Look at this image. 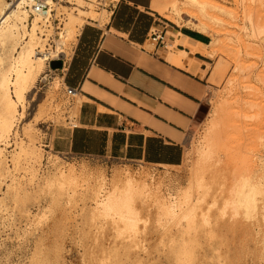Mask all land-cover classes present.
<instances>
[{"label": "bare ground", "instance_id": "bare-ground-1", "mask_svg": "<svg viewBox=\"0 0 264 264\" xmlns=\"http://www.w3.org/2000/svg\"><path fill=\"white\" fill-rule=\"evenodd\" d=\"M63 1L67 5L56 2L52 3L47 11H42L28 7L24 0H15L11 3L6 0H0V188L5 178L9 180V183L5 185L6 191L0 197V211L2 212L4 210L5 212L6 207H8L6 204L10 200L11 205H14L12 207L10 206V209L13 210V208H15L14 210H17L20 215L19 217L22 218L29 217V213L27 209L20 208L18 203H22L23 200H25L23 199L24 197L28 198L27 193L30 192L26 193V188L33 182V179L35 180L36 168L34 169V167H36L35 164L40 162L41 152L39 150L40 147L38 149L37 139L33 132L34 124L32 125L30 124L31 122L26 121L21 128H18V130L21 129L20 133H22V137L18 136L19 134L17 133L16 127L18 123L23 121L22 119L24 118L25 110L29 103V93H32V90L35 89V83L47 63V50L49 48H47L48 44L46 41L53 32L51 20L55 19V17H59L56 18L58 20L61 19L60 15L65 11V18L62 19V21L60 20L62 22V27L55 28L59 29V31L57 30L56 32L58 36L56 39V48L54 51L50 52V55L58 56L59 53H63L65 56L67 54L69 42L76 39V35L79 33V29L85 19L92 22L91 20L95 21V19L99 17V19L107 21L109 17V12L107 10L103 9V12L100 14L91 8L92 2H96V0ZM117 1L118 0H111L108 5L111 4V7H114ZM252 1L255 7L253 5L251 6L253 8H248L245 12L248 26L242 28L246 36L259 39L264 43V0ZM56 5H59L64 11L62 10V12L59 13L60 8ZM148 5H151L150 2H148ZM151 6L157 14L173 24L185 26L207 36L208 34L211 36L209 43L201 44L189 41L179 30L172 32L169 36V42L166 43V48H168V50L163 54L164 59L169 62V64L184 68L193 75H198L199 61L192 57L195 50H199L203 56L213 59L217 55L219 48L224 47L222 46V39L218 37L220 33L219 27L224 24V17L231 18L232 15L231 11L225 6L217 4L213 0H168L162 4H152ZM236 39H238V36H236ZM228 41L232 42L231 39H228ZM240 41L244 43L241 44L244 47L246 46V49L254 44L247 43L248 47L241 38L236 42ZM72 42H74V40ZM179 44L185 47L188 46L190 48L189 53L177 48L176 46ZM225 46L227 45L225 44ZM252 49H254V47ZM221 51L219 52L221 53ZM223 69L222 63L219 60L211 69L210 76L212 78H209L213 79L214 76H217L216 74L222 73ZM204 76L205 72H201L199 77L202 78ZM57 79L50 84L53 89H56L58 86L59 80ZM232 80V78H229L227 81L228 84L226 88L214 103L215 106L212 111V117L210 120L208 119L209 121L207 120V125L205 124L206 127L203 129V135L200 136L196 144L193 145L192 151L195 155L193 156L195 157V161L194 163L191 161L193 167L192 169L190 168L191 171H189L190 173L188 174L190 175L188 176L189 184L186 188L184 187L185 189L182 188L183 190H178L175 193L168 192L167 195H162L160 192L161 190H159V186L162 185H160L161 182L159 180L160 183L154 182V179L151 176L149 177V173L144 174V172H139L137 174L132 173L129 169H123L113 173L110 180L108 179L109 182H107L105 178L106 175L104 176L103 173L104 171L101 173V171L98 170V173H95L96 175H92L91 173L93 171H91L90 174L84 172L85 170L77 171V167L75 168L72 164L68 167L65 166L64 168L67 167L66 169H62V167L56 168L57 170L54 174L44 177L43 184L46 186L49 185V187L55 185L56 188L54 189H56V194L54 191L53 194L65 195L67 201H69L71 196L73 197V195H75V192H83L82 196H87L91 200V202L89 200L91 204L88 207L91 216H88H90V218L96 217V219L101 217L105 220L108 219V221L106 220L107 227H105L104 230L108 232L113 230L117 236H125L126 233L131 237L129 238L126 235V238L135 239L134 237H136L138 233L140 211L146 210L153 205L156 207L157 214L155 218L157 222L155 227L157 226V228L154 230L158 229L157 231L160 230L161 232L159 234L165 235V230L167 228L166 223L170 222L173 223V226L181 229L187 234H192L191 237L194 238L199 236V232L196 230L197 222L195 217L197 216V204L201 201V195H199L200 193H197L196 190L206 185V183L204 184L205 175L221 174L223 175V183L225 182L224 184L222 183V193L226 191V194L224 193L221 197V206L216 215L218 218L215 219L213 226H216L219 230L228 226L229 229H232L231 231H234L233 229L243 228L244 230L240 232L243 231L242 233L248 235L251 231L252 234L249 236L251 239H255L254 236L258 235L259 238L261 237L260 240H256L254 241L255 243H253L257 244L260 242V246L257 245L259 246L258 252L250 251L246 253L250 254L249 256L252 255L251 253H253V256L254 254H259L260 259L264 258V161H259L258 168L251 167L245 158L239 156L238 153H235V151L231 152L224 148V146H227L228 148H226L229 149L231 146L230 148L233 149V143H231V141L227 144L229 139L226 140L227 145H225V143H223L224 145L222 144V142L225 141L224 138L226 135L229 137L231 130L235 132L237 130L236 126L239 128V125H241H237L236 123V117L239 115H236L238 111L234 109V106L237 104L234 100L237 96L234 97V99H231L232 96H230L233 93L232 88L234 86ZM178 84L183 85L180 82ZM183 86L189 92L200 96L202 87L198 83L188 80ZM246 101L247 100H245V102ZM248 102L249 100L247 103ZM247 105H249V107L251 105L252 108H255L252 104ZM238 132H240V130L236 131V134ZM233 138L231 140H233ZM12 145L14 147L8 151L7 147H11ZM224 150L227 154L228 152L226 151L231 152L229 153L230 156L227 155L229 157L225 156ZM233 152L235 154H232ZM222 156H225L227 159L225 160L224 158V162H228L223 168L221 167L222 165H219ZM193 157L191 156V158ZM21 170L22 172L24 171L23 174L25 173L28 177L24 184L20 182L21 179L18 180L19 178L17 179V176L15 177V172L19 173ZM23 179L25 180L26 177ZM46 186L45 188L48 187ZM49 187L47 189H49ZM52 190V188L51 191L48 190L50 194ZM192 190H195L194 192L199 195L198 197L196 196V200L192 197ZM207 190L206 188V191ZM203 191L205 190L203 189ZM53 194H51L52 196L50 197H54ZM84 198L85 197H83V199ZM53 199H55V197ZM7 200L8 202L6 203ZM22 205L23 204H21V206ZM24 205L22 206L23 208H25ZM210 206L212 205L210 204ZM48 209L51 210L52 208ZM207 212H202L200 214V219H202L204 224L209 223ZM225 215L227 216L226 219H224L226 217ZM38 217L37 222H40L45 219V213H41ZM249 228L250 230L248 231ZM204 231L206 232L205 235L211 236L214 230L212 228L206 230L201 229V232ZM181 238V242L178 244V246H181L178 249L176 246L165 249V259L169 260V258L172 259L173 257V262L176 264H197V261L201 262L202 258L198 255H196L198 256L196 257L192 247L188 246L186 239L183 237ZM41 242V238L37 239L34 246L35 248L32 250L31 256L28 257V264H50L53 255L51 258L47 256L46 248L43 249L45 250L43 252ZM120 247H114L112 255L106 256L107 259L109 258V263L127 264L132 259L134 261L138 260L141 264L142 262L144 263L141 254L138 252L136 254V251H134L135 253H133L136 255L131 258L129 257V249L126 250V247L125 249H121L123 246ZM254 248H256V246ZM58 249L59 248H57V250L55 249L56 253L54 252V258L56 259L58 258L56 255H59L61 252L58 253ZM246 249L245 247V250ZM132 250L130 249V251ZM226 251L229 252V249ZM145 253L143 254L145 255ZM195 257L197 258L196 262H194V260H196ZM104 258L105 257H103V260H105ZM57 261H59V259ZM200 264H202V262Z\"/></svg>", "mask_w": 264, "mask_h": 264}, {"label": "rangeland", "instance_id": "rangeland-1", "mask_svg": "<svg viewBox=\"0 0 264 264\" xmlns=\"http://www.w3.org/2000/svg\"><path fill=\"white\" fill-rule=\"evenodd\" d=\"M99 1H102V3L104 2V5H108L111 0ZM213 1H215L217 4L225 6L232 13L231 18L224 17V24L219 27L220 33L218 34V37L222 39L223 44H220H222V46H224L225 48L220 47L219 51L222 50L221 53L218 51L215 58H207V62H203V65L205 66V70L203 72H205V75H208L206 81L207 83L212 85V87L205 88L207 91V95L203 101V105L201 106L195 122L193 123L187 134L183 162L179 166H164L162 168L146 165L143 163H105L95 158H67L65 157V155L57 153L52 149L51 144H49V138L52 137V130L56 129L58 126H71L74 123V121L72 120V109H68L67 107L69 99L64 93L62 69L66 61L70 57L71 49L73 43L75 42V39H73L74 42H72L73 40L69 42L67 54L65 56L63 53H59L58 56L50 55V52L54 51L56 48V39L58 38L56 32L57 30L59 31V29L55 28L62 27L61 21L66 16V14L64 13L65 11L61 7H59V5H56L60 8L59 13H61L62 10L64 12H62V14L60 15L61 19L58 20L56 18L59 17H55V19L51 20V24L53 26L52 33L54 34L51 33V36H49L46 41V43L48 44L47 48H49L47 50V63L45 68L43 69V72L41 73L40 77H38L37 82L35 83V89L32 90V93H29V103L26 107L25 115L22 119L23 121H21V123H18L16 127L17 133L19 134L18 136L22 137L23 135L22 133H20L21 129L18 130V128H21L26 121L31 122L30 124L32 125L34 124L33 132L35 133L37 139L38 149L40 147L39 150L41 152L40 162L35 164L36 167H34V169L36 168L35 180L33 179V184L31 183L30 185H28L29 187L27 186L28 189L26 188V193L30 192L27 193L29 199L27 197H22L25 200H23L22 203H18L20 208L27 209L29 217H19L20 215L18 214L17 210H14L15 208H13L14 212L10 209L12 206H14L11 205V201H6V203L8 202L6 204L8 207H6L5 212L4 210L2 211L4 213L0 211L2 213H0V219H3L0 220V264H28V257L31 256V252L35 248L34 246L37 239L39 238H41L42 241V250L46 248L45 250L47 256H49L50 258L52 257V255V258L55 257V249L57 250V248H59L58 253L61 251L59 255H56L58 257L57 259L54 258V260L51 258L50 264H113L109 263V258L107 259L106 256L112 255V251L114 250L113 248H116V246H123L122 248L120 247L121 249H125V247L126 250L129 249V257L131 258L134 257L137 252L141 254L143 256L141 257L144 259V263L142 262V264H176L175 262H173V257L172 259L169 258V260L165 259L166 257L164 251L168 247L170 249L174 246H176V248L178 249L181 246H178V244L181 242V237L185 238L188 242V246L192 247L195 256L198 255L202 258V264H264V260H262L264 258L260 259L259 254H254L253 256V253H251L252 255L249 256L250 254L246 253L250 251L258 252L260 242L257 244L253 243H255L254 241L256 240H260L261 237L259 238L257 235L254 236L255 239H251L249 237L252 234L251 231L248 235L242 233L243 231L240 232L241 230H244L243 228H238L239 230L233 229L234 231H231L232 229H229L228 226L220 230L216 226H213L215 219L218 218L216 215L221 206V197L226 192L225 191L224 193H222V183L224 180L223 175L221 174H208L209 176L205 175L204 184L206 183V185H203L204 188L202 187L205 191H203L202 188H198V190L195 189L197 193H200L199 195H201V201H199V204H197L198 202L196 203L198 207L196 210L197 216L195 217V219L197 222L196 230H198L199 236L194 238L191 237L192 234H187L181 229L176 228L175 226H173V223L170 222L166 223L167 228L165 230V235L159 234L161 232L160 230L157 231L158 229L154 230L157 228V226L155 227L157 223L155 221L157 214L156 207L153 205H151L146 210L140 211V220L138 221L137 231L138 233L136 237H134L135 239H129L131 237H129L126 233L125 236L127 235L129 238H126L127 236L125 237L124 235L117 236L116 233L113 232V230L110 232L104 230L105 227H107L106 220L108 221V219L105 220L102 217H97L98 219H96V217L90 218L91 215L88 207L91 204V200L87 196H82L83 192H75L74 194L76 196H71L69 198V201H67L65 195H55V185V187H52L51 185V187H49V185H47L49 187V189H47L48 187L43 184L44 177L54 174L57 170L56 168L62 167L63 169L65 166L68 167L72 164L75 168L77 167V171L85 170L84 172L89 174L91 173V171H93L91 173L92 175H96L98 173V170L101 171V173L104 171L103 173L104 176L106 175L105 178L107 182H109L113 173H115L116 171H121L123 169H129L132 173L137 174L139 172H144V174L149 173V177L151 176L154 179V182H161L160 185H162L159 186V190H161L160 192L162 195H167L168 192L175 193L182 188L185 189L189 184L188 176L190 175L188 174L190 173L189 171H191L190 168L192 169L193 167L191 165V161H193L192 163H194L195 161V157H193L195 155L192 151L193 145H195L200 136L203 135V129H205L206 127L205 124L212 117V111L215 106L214 103L216 102L218 97H220L219 95L223 93L228 84L227 81L229 80V78L233 79L232 81L234 85L232 88L233 93L231 92L232 95H230L232 96L231 99H234V97L237 96L234 100L237 103L234 106V109L235 111H238V114L236 115H239L238 117H236V123L237 125H241H239V128H237L236 126V131L240 130V132L236 134V131L234 132L231 130V134L229 135V137H227L226 135V137L224 138L225 141H223L222 144L225 143V145H227L230 143L229 141H231V143H233V145L231 144L233 146V149L230 148L231 146L229 147V149H227V146H224V148L226 150H230L231 152L235 151V153H238L239 156L245 158V160L251 167L258 168L259 161H264V43L259 39L246 36L242 28L244 26H248V22L245 18L246 10L248 8H253L251 7L253 5L255 7V4H252V0ZM58 3L67 5L66 3H64V1ZM96 3L97 2L93 1L91 5V8L96 12H99L101 14V12H103V9L108 10L105 9V7L98 6ZM159 16L165 22L161 24L160 28H162V25L165 27L166 43H168L171 33L175 32L176 30H180L185 26H177L167 19L163 18L161 15ZM97 18L95 19V21L98 20L99 24H102L104 22L103 19H99V17ZM87 22H89L88 19H85V21H83L82 23V26ZM236 36H238L239 40L240 38L241 40H244L247 46L249 43H254L250 47L248 46L250 50L249 48L246 49V46L244 47L242 45L244 44L242 41L236 42L239 41L238 39H236ZM228 39H231L232 42L228 41ZM208 40H211V36L209 34ZM224 43L227 46H225ZM253 47L254 49H252ZM167 50L168 48H166V51ZM219 60L222 63V69H224L222 70V73L220 72L219 74H216V77L214 76L213 79H210L212 78L210 76L211 69ZM58 63H60L59 67ZM55 79L59 80V83L57 88L53 89L51 87L52 85L50 86V84H52ZM202 89L204 90L203 86ZM245 100H249V102L247 103V101L245 102ZM255 103H257L258 105ZM247 104H252L255 108H252L251 105L249 107V105ZM232 138L233 140H231ZM227 139H229L228 143L226 141ZM13 147V145L11 147H7V150L9 151ZM230 151H226L228 152L227 154L224 150L226 157L230 156ZM235 153L233 152L232 154ZM191 156L193 158H191ZM225 156H222L220 160L219 165H222V168L226 166L225 164L228 163L224 162L225 160H227ZM224 158L225 160H223ZM20 172H15V177L17 176L16 178H19L18 180L21 179L20 182L24 184L27 181L28 177L25 173L24 176V171L22 172L21 170ZM25 177L26 179L24 180L23 178ZM3 182L4 183L0 188V197L6 191L5 185L9 183L8 178H5ZM44 185L47 188H45ZM51 188L53 189L51 194L55 192V194H53L55 199H53L54 197H50L52 196L50 194ZM206 188L208 189L207 191ZM194 191L192 190L191 194L192 197L196 200L199 195H197ZM83 197H85L84 199H86L87 201L84 200ZM50 201L54 203H51ZM21 204H25V208H23V205L21 206ZM210 204L212 206H210ZM48 208L52 209L49 210ZM202 212H207L209 222L208 224H204L202 219H200V214ZM41 213H45V219L41 220L42 222H37V217L41 215ZM226 218L227 216L224 219ZM211 228L214 230L211 236L205 235V231L201 232V229L206 230ZM249 230L250 228L248 229V231ZM121 242H123L125 245ZM255 246L256 248H254ZM245 247L248 249H246L247 251L245 250ZM130 249L133 250L130 251ZM228 249L229 252L226 251ZM45 250H43V252ZM134 251H136V254H134ZM142 252H146L145 255ZM103 257H105V260H103ZM58 259L59 261H57ZM196 261L197 258L196 260H194V262ZM201 262L197 261L196 263L200 264ZM127 264L141 263H139L138 260L134 261L132 259Z\"/></svg>", "mask_w": 264, "mask_h": 264}, {"label": "crops", "instance_id": "crops-1", "mask_svg": "<svg viewBox=\"0 0 264 264\" xmlns=\"http://www.w3.org/2000/svg\"><path fill=\"white\" fill-rule=\"evenodd\" d=\"M166 1L118 0L102 25L89 21L79 29L62 69L64 93L66 88L76 91L66 96L75 125L52 130L54 151L105 163L181 165L187 134L205 88L212 85L208 75L199 77L207 62L199 50L192 54L199 61L198 75H193L169 64L163 57L166 48L149 42L151 29L165 23L151 5ZM179 31L193 43H209L207 35L194 29ZM188 80L203 86L200 96L185 89Z\"/></svg>", "mask_w": 264, "mask_h": 264}, {"label": "built area", "instance_id": "built-area-1", "mask_svg": "<svg viewBox=\"0 0 264 264\" xmlns=\"http://www.w3.org/2000/svg\"><path fill=\"white\" fill-rule=\"evenodd\" d=\"M9 3L15 1V0H6ZM25 3L28 5V7H32L33 9L36 10H42V11H47L50 8V5L52 3L56 2H63V0H24ZM96 4L98 6L105 7V9L110 10L112 7L110 5L105 6L102 1L96 0ZM107 10V11H108ZM149 42L152 43L156 47H162L166 48V30L165 27L162 25V28H153L150 31V34L148 36ZM76 91L72 88H66L65 89V95L67 97H72L74 96ZM75 124L73 123L71 126H74Z\"/></svg>", "mask_w": 264, "mask_h": 264}, {"label": "water", "instance_id": "water-1", "mask_svg": "<svg viewBox=\"0 0 264 264\" xmlns=\"http://www.w3.org/2000/svg\"><path fill=\"white\" fill-rule=\"evenodd\" d=\"M60 63H58V67H59Z\"/></svg>", "mask_w": 264, "mask_h": 264}]
</instances>
